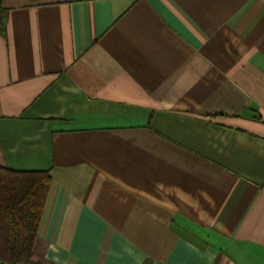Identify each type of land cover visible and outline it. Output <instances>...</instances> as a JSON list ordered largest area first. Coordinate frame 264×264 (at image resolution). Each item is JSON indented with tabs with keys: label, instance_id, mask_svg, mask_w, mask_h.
<instances>
[{
	"label": "crops",
	"instance_id": "1",
	"mask_svg": "<svg viewBox=\"0 0 264 264\" xmlns=\"http://www.w3.org/2000/svg\"><path fill=\"white\" fill-rule=\"evenodd\" d=\"M0 168L49 172L40 264H264V0H2Z\"/></svg>",
	"mask_w": 264,
	"mask_h": 264
},
{
	"label": "trees",
	"instance_id": "2",
	"mask_svg": "<svg viewBox=\"0 0 264 264\" xmlns=\"http://www.w3.org/2000/svg\"><path fill=\"white\" fill-rule=\"evenodd\" d=\"M5 13L0 0L1 31ZM51 182L49 172L0 168V261L40 264L33 260V246Z\"/></svg>",
	"mask_w": 264,
	"mask_h": 264
},
{
	"label": "built area",
	"instance_id": "3",
	"mask_svg": "<svg viewBox=\"0 0 264 264\" xmlns=\"http://www.w3.org/2000/svg\"><path fill=\"white\" fill-rule=\"evenodd\" d=\"M0 264H25V263H23V262H18V263H8V262L0 261Z\"/></svg>",
	"mask_w": 264,
	"mask_h": 264
}]
</instances>
